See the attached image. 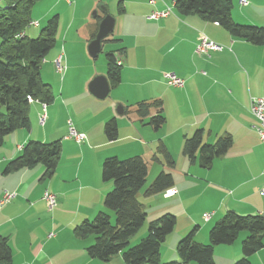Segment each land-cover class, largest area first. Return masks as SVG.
Segmentation results:
<instances>
[{
    "label": "crops",
    "instance_id": "crops-1",
    "mask_svg": "<svg viewBox=\"0 0 264 264\" xmlns=\"http://www.w3.org/2000/svg\"><path fill=\"white\" fill-rule=\"evenodd\" d=\"M54 1L53 6L59 0ZM153 1L71 0V4L63 1L70 8L74 5V15L77 10L84 15L95 11L92 22L75 43L79 48L77 58L87 73L86 82L73 86L67 81L77 65L72 59L73 50L68 48L72 43L66 38L61 56L63 79L50 83L53 101L46 107L45 125L38 124L41 104L32 102L29 131L16 130L6 136L0 147V198L4 191L16 194L0 209V235L8 241L11 264H125L120 255L107 262L89 257L86 249L93 244V237L76 239L73 229L85 220H93L99 212H107L103 200L113 186L102 181L103 161L135 156L149 160L159 142L174 159L175 166L170 172L174 181L171 189L176 193L171 197H164V192L151 197L142 193L141 203L148 224L166 213L176 217L173 233L159 248L161 263L178 262L177 242L194 228H197L194 241L205 245L209 230L226 212L260 215L264 211L260 194L264 187V143L250 128L254 120L249 111L251 98H264V45L254 46L233 37L219 25L196 15L180 16L172 0ZM239 1L232 0L235 10L231 12L232 20L264 27V0H246V6ZM166 7L171 8L166 18L148 19L152 12ZM119 8L122 12H118ZM105 9L115 20L110 40L105 44L111 45L109 51L123 49V52L120 83L110 89L108 98L98 101L87 87L94 77L105 76L106 61L105 71L97 69L88 61L85 47L97 31ZM53 14L58 16L57 12ZM200 34L223 50L198 55L195 48ZM58 56L50 59L52 70ZM166 73L182 79L183 87H169ZM151 100L162 102L166 119L158 131L146 122H138L132 113L137 103ZM119 105L123 109L127 107L129 113L118 116ZM113 118L118 136L108 142L104 125ZM68 120L85 136L82 143L68 137ZM197 130H202L204 144H212L224 135L232 140L229 150L213 159L209 169L199 166L198 155L191 163L182 154L184 139ZM29 140L60 141V159L51 177L42 179L41 165L4 174L7 164ZM163 168L151 164L148 176L152 170ZM45 191L56 198L52 209L43 200ZM207 213L211 217L204 221L202 215ZM141 230L137 233L140 238L145 233H140ZM246 236L245 232L232 245L216 246L214 263L238 261ZM139 237L133 238L131 244ZM262 242L263 248L250 257V264H264V237Z\"/></svg>",
    "mask_w": 264,
    "mask_h": 264
},
{
    "label": "trees",
    "instance_id": "trees-1",
    "mask_svg": "<svg viewBox=\"0 0 264 264\" xmlns=\"http://www.w3.org/2000/svg\"><path fill=\"white\" fill-rule=\"evenodd\" d=\"M38 1L4 0L5 5L0 8V147L6 136L16 130L29 131L31 103L27 97L46 105L53 101L51 87L43 83L40 71L45 56L56 44L59 19L57 15L51 17L39 36L29 39L25 32L32 22L31 12ZM172 2L180 16L196 15L205 21L217 23L233 37L254 46L264 45V27L239 25L232 20V0ZM118 12H122V8ZM19 33H23V36L16 39L15 35ZM111 35L102 41V46L110 40ZM122 52L123 49H120L105 54V76L110 89L120 83L117 61ZM128 113V108H124V115ZM132 113L138 122H146L154 131L160 130L166 123L160 100L139 102L133 107ZM104 135L108 142L117 139L118 127L114 118L104 125ZM231 143L230 136L224 135L212 144H204L203 132L197 130L191 137L184 139L182 154L191 163L198 155L199 166L209 169L213 159L223 156ZM60 154V141L42 143L29 140L22 146L20 154L7 164L4 174L41 165L44 167L42 179L49 178L56 170ZM151 164L162 165L165 169L144 190V197L163 193L174 186L170 171L174 169L175 162L162 142L158 143L149 160L135 156L124 160L110 157L103 161L102 181L111 182L113 186L103 200L107 212H99L93 220H85L73 229L76 239L93 237V244L86 249L88 256L107 262L120 255L125 264H215L214 248L232 245L239 233L246 232L247 236L241 243L242 257L234 264H250V257L263 248L264 217L261 215L226 212L209 230L208 244L205 245L194 241L197 230L194 228L177 242L175 251L178 262L161 263L160 260L159 248L176 226V217L172 214H163L149 222L147 235L137 245L131 246L132 239L146 221L147 214L138 194L146 183ZM11 259L8 241L0 235V264H11Z\"/></svg>",
    "mask_w": 264,
    "mask_h": 264
},
{
    "label": "rangeland",
    "instance_id": "rangeland-1",
    "mask_svg": "<svg viewBox=\"0 0 264 264\" xmlns=\"http://www.w3.org/2000/svg\"><path fill=\"white\" fill-rule=\"evenodd\" d=\"M55 3L54 0H40L38 1L35 6L32 9L31 12V20L32 22H36L38 23V26L40 24V26H29L26 28V32H28L27 37L29 39H35L39 36L40 31L45 27L47 21L53 17L56 14H53L55 12L58 13L59 16V23H58V29H57V35H56V44L54 46V48H52L49 53L45 56L44 58V62L42 64L41 67V79L43 81V83L47 84L50 86L54 84L55 81H59L61 82V74L57 73L54 67V70H52V66L51 63L52 61L50 60L52 56H62L63 55V44L67 40H70L72 44H70V46H68L69 49H72L74 52V54H72V59H74V62L77 66H74L77 69L72 70V76L70 79H68L67 81L70 82L71 84H85V79H86V70L83 69L85 68L83 66V63H81V59L77 58V53H78V49L77 46L75 45V43H77L79 40L77 37L80 36V34H83V31L85 30V27L92 22L91 18L93 16V13L95 12L94 10L91 11L90 13H87V15H84L82 12H80L79 10H77V13L74 15V5L71 6L72 8H70V6L68 5H64L62 0H59L55 6H53ZM4 2L0 5V8L4 7ZM50 8H52L50 10ZM231 12H235V10L233 9V2H232V10ZM84 24V25H82ZM238 24V23H237ZM239 25H244V24H239ZM244 26H255V25H244ZM257 27H262V26H257ZM31 34V35H29ZM111 45L110 44H105L104 47L102 48L101 52L98 54L97 58L95 59H91L88 56L87 53V46L85 47L86 50V57L88 59V61H90V63L96 67L97 69H100L101 71H105V54L110 50ZM58 56V57H59ZM77 58V59H76ZM62 60V59H61ZM62 64V63H61ZM63 66V65H62ZM109 101V100H108ZM87 119H85L86 121ZM124 160V159H122ZM161 169L158 170H152L149 174V176L146 178V183L144 185V187L142 188V190L140 191V193L138 194V199L141 202L143 200V196L142 193L144 192V190L152 183V181L154 180V178L156 177V175L160 172ZM111 214V212H110ZM113 221V219H112ZM148 221L145 222L144 226L142 227V230L140 233H142V231H145L144 233V237L147 235L148 232ZM245 232H241L239 233L240 235H242ZM140 234H138L136 237H139ZM135 237V238H136ZM144 237H139L138 241H136L135 245H137L141 239H143ZM134 238V239H135ZM134 241V240H133ZM134 245V246H135ZM131 246H133L131 244ZM179 261V259H178ZM170 262H177V261H170ZM168 262V263H170Z\"/></svg>",
    "mask_w": 264,
    "mask_h": 264
},
{
    "label": "built area",
    "instance_id": "built-area-1",
    "mask_svg": "<svg viewBox=\"0 0 264 264\" xmlns=\"http://www.w3.org/2000/svg\"><path fill=\"white\" fill-rule=\"evenodd\" d=\"M4 0H0V5L3 3ZM67 4H71V0H63ZM154 1L151 0V3ZM239 3L242 6L247 5L246 0H240ZM171 13V8L166 7L162 11H155L152 12L148 19L157 21L161 18H166ZM215 25H218L215 23ZM31 26H38V23L36 22H30L28 27ZM23 36V33H19L15 35L16 39H19ZM223 50L222 46L219 44H216L212 40H210L208 37H206L203 34H200L197 39V44L195 48V52L198 55H209L211 52H221ZM121 57H119V60L117 61V65H121ZM54 67L57 73L61 74L64 70V67L61 64V56H59L54 61ZM166 83L169 87L172 88H181L184 85V81L178 77H176L173 73H166L165 74ZM27 100L29 103H32L33 100L30 97H27ZM46 107L47 105L45 103H41V113L38 116V124L40 126H44L46 122ZM249 111L250 114L254 120V123L251 125V130L258 136V139L264 143V98H251L249 101ZM67 127H68V137L72 138L77 144H80L85 139V136L78 132L72 122L70 120L67 121ZM21 150V147H20ZM176 191L174 189H169L164 192V197H171L174 195ZM260 194L263 199L264 203V187L260 190ZM16 197L15 193H11L8 191H4L1 198H0V209L4 207L6 204L11 202ZM43 200L45 201L48 208L52 209L56 204V198L54 194L50 193L49 191H45L43 193ZM262 217H264V211L260 214ZM211 217V214H203L202 218L204 221H208ZM49 236H52L51 234Z\"/></svg>",
    "mask_w": 264,
    "mask_h": 264
},
{
    "label": "water",
    "instance_id": "water-1",
    "mask_svg": "<svg viewBox=\"0 0 264 264\" xmlns=\"http://www.w3.org/2000/svg\"><path fill=\"white\" fill-rule=\"evenodd\" d=\"M103 18L99 22L94 38L87 45V53L91 59L97 58L102 50V41L110 36L114 30L115 20L105 10H102ZM89 94L98 101H103L108 98L110 86L106 76H96L88 84ZM116 114L121 116L124 114V109L119 105L116 108Z\"/></svg>",
    "mask_w": 264,
    "mask_h": 264
}]
</instances>
